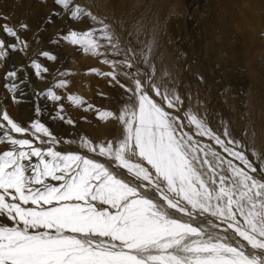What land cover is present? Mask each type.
<instances>
[{"label": "snow or ice", "instance_id": "1", "mask_svg": "<svg viewBox=\"0 0 264 264\" xmlns=\"http://www.w3.org/2000/svg\"><path fill=\"white\" fill-rule=\"evenodd\" d=\"M55 3L73 20L99 25L70 30L63 39L112 68L89 71L111 77L127 94L118 115L97 110L99 119H116L123 132L99 143L80 137L92 156L62 152L55 147L61 139L38 119L25 127L0 109V144L8 145L0 151V264H264V156L226 125L218 132L190 110L183 117L170 111H179L182 100L155 82L150 46L140 54L150 69L144 71L104 20L74 0ZM3 31L17 43L0 39V60L18 45L27 48L12 27L5 24ZM31 67L37 76L48 72L35 60ZM4 79L13 81L4 86L15 92L17 71ZM66 84L60 79L43 95L60 101L54 88ZM67 99L86 103L76 95ZM62 113L61 104L55 118L75 123Z\"/></svg>", "mask_w": 264, "mask_h": 264}, {"label": "rangeland", "instance_id": "2", "mask_svg": "<svg viewBox=\"0 0 264 264\" xmlns=\"http://www.w3.org/2000/svg\"><path fill=\"white\" fill-rule=\"evenodd\" d=\"M21 1L23 0H18L17 3ZM106 1L110 2V0ZM122 3L120 8H124L123 16L125 15L124 18H127V26L122 30L123 39L126 38V40L122 42V37L116 34L120 47L125 50L131 48L136 53L137 60H140L138 66L144 71H150L148 66L139 57V54H141L139 50L144 49L145 43L148 42L147 37H149V34L142 28L148 22L153 21V18L161 20V23L172 27V34H160V37L161 35H169L164 46L167 47V44H169L172 48L171 51H175V59L179 63H182V70H185L190 78V84L193 88L203 95V102L206 107L203 111L196 110L193 113L205 119L211 128L218 131L217 126L210 121L211 107L214 108L216 106L223 113L231 136L237 140H242L246 146L264 156V0H122ZM83 4L87 5L88 8L93 7L94 15L104 20V22L107 21L105 23L110 26V31H115V28L118 29V27H115L118 26V22L115 25L109 17L104 18L106 16L101 17L99 15V11L101 10L96 0L83 1ZM47 20L50 19L47 18ZM43 22L41 21L39 25L43 32V39L40 41L41 45H44V41H47L50 37V35L44 36ZM134 25L135 28H132ZM94 26L99 27V25ZM54 31L55 34L51 32V37L53 38L52 42H54V52L57 51L59 57L48 63L46 66L48 72L37 76L35 69L31 67L33 60L39 62L38 60L44 61V58L32 57L28 59L27 57H22L23 51L21 50H9L7 58L0 61L3 63L0 72V89L1 86L4 87L6 84V80L4 79L5 74L11 70L17 71L15 82L19 84L17 89H21L22 95L16 97L19 94L17 93L13 96L15 97V107H18L21 101H25L26 97L29 98L30 96L26 107L33 115H36L35 120L38 119L45 124L53 133L52 127L55 126L53 122L57 124L60 121V119L55 118L58 112L57 108L62 104V114L66 119L74 120L80 124L79 129H83L86 133H89L90 129H93L103 134L104 132H102L98 123L105 120L98 118L97 110H110L118 114L123 104L128 101V96L115 81H111V77H104L98 75L96 72L89 71L90 69H97L99 72H110V70L105 69L104 66L106 64L101 63L103 57L84 54L79 46L72 45L63 39V36L67 33L59 32V29L57 31L55 29ZM1 37L5 41L6 46L7 44H13L8 43L9 36L4 31L1 32ZM213 39L215 44H223L229 52L233 51L230 53L233 57V64L230 69L228 65L224 69L219 64L208 65L210 69L208 74L211 77L207 79V76L203 70L201 72V69L206 70V64L210 63L208 61L211 55L210 53L206 54V49L210 46L209 40L212 43ZM188 50L190 53L187 52ZM16 52L18 54L21 52V55H18L20 58L13 57ZM155 54L157 55L156 52L153 55ZM107 58L110 60L123 59V55L118 57L109 55ZM73 60L75 61L74 66L79 69L77 73L81 74L79 82L82 83L80 87L82 94L72 93L69 87L73 84V80L69 81L66 78L63 79L68 82L65 87L54 88V91L62 99L60 101H52L47 98V100L43 93L62 79L60 77L62 66L68 65L69 70V63ZM203 61H205L204 64ZM195 65L199 66L196 67ZM109 69L112 68L109 66ZM22 71L23 80L20 75ZM120 71H123V69H120ZM49 75L51 76L48 80L46 79L44 86L42 82ZM119 79L122 83L132 86L131 80H127L123 76H120ZM21 81L23 84H21ZM221 81L223 82L222 86L219 85ZM10 82L12 83L13 81ZM35 85H39L42 91H38ZM226 89L230 91L232 102L226 98V94L229 92ZM1 91L6 97H11L8 92L6 94L5 90L1 89ZM178 92L181 93L179 90ZM40 94H42L43 99L38 96ZM69 95L79 96L86 103L82 106L73 105L67 99ZM156 99L159 100L158 97ZM32 100L35 106L33 109L29 107V102ZM53 104H55V107L52 106ZM88 104L93 105V109H87ZM51 108L53 109L51 110ZM37 109L40 110L39 113H37ZM170 111L180 116V111L177 113V110L175 111L174 109ZM29 115L31 117L30 113ZM92 121L99 122L92 123L90 127L89 125ZM116 121V119L112 118L110 124L105 125L107 130H112L109 140H115L114 138L118 136L117 133L121 128V125ZM185 130L189 132L193 131L191 128ZM202 139L206 140V138ZM206 142L211 143V141L207 140ZM7 147V144H0L1 151L6 150ZM65 147L68 146H58L56 148ZM214 147H217L218 151L220 150L218 146L214 145ZM249 156L252 158L251 153H249Z\"/></svg>", "mask_w": 264, "mask_h": 264}, {"label": "bare ground", "instance_id": "3", "mask_svg": "<svg viewBox=\"0 0 264 264\" xmlns=\"http://www.w3.org/2000/svg\"><path fill=\"white\" fill-rule=\"evenodd\" d=\"M17 1L18 0H0V38L2 39L1 32L3 31V25L7 24L9 27H12L17 32V35L19 36L20 40L27 43V48L23 49L22 57L24 56V57H27L28 59H31L32 57L44 58V61L38 60L39 61L38 63H40L43 67H46L51 60H49L48 58H46L44 56H41L40 55L41 52H44V51L49 52L51 55L55 56L56 59L59 57L58 52L57 51L54 52V42H52L53 38L51 37V32L55 34L54 30L56 29V31H57V29H59V32L68 33L70 30L85 31V30L89 29L90 27H94L93 22H91L90 19H88V18H83L82 20H73L70 17L69 13L65 12L61 6H59L55 3V0H23V1L18 2V3H17ZM83 1L89 2V0H74L75 4H79L81 7L85 8L87 11H90L92 14H94L93 9H92L93 7L90 6L91 8H88L87 5L83 4ZM96 1L98 2V6L100 7L99 9L101 10V11H99V15L101 17H104V16H106L104 18L109 17V19H111V21H113L112 23H115V25L117 24L116 22H118V26H115V27H118V29L115 28V31L114 30L111 31L114 34L115 38L120 36V37H122V42L124 40H126V38L123 39V36H122V32H123L122 30H124L123 28H126V26H127L126 25V22H127L126 19L127 18H124L125 15L123 16L124 8H120L122 0H116V1L110 0V2L106 1V0H96ZM47 18L50 20H47ZM158 18H159V16H158ZM150 19H152V18H150ZM41 21H44L43 22L44 23V26H43L44 27V30H43L44 36L50 35L49 39L47 41H44V45H41L42 43L40 42L41 39H43L42 38L43 32L41 31L42 28L39 27ZM105 22H107V21H105ZM21 24L27 25V28L22 29L20 27ZM132 28H135V25ZM142 29L146 33L149 34V37H147L148 42L145 43L146 45H145L144 49H142V50H143V52H147L148 47H146V46H150V48H151V52L149 54V65L154 66V77L153 78H154L155 82L166 84L168 86V88L175 89L176 93L181 97L182 104H180L178 106L179 111L181 113L179 111H176L177 109H174L176 111V113L179 112V115L181 117H183V113L185 111H188V110H190L191 112H194L196 110L203 111L204 108H206L205 104L203 102L204 101L203 95H201L190 84V78L186 74L185 70H182V67H181L182 63H179L175 59L176 58V56H175L176 53H174L175 51L174 52L171 51L172 48L169 44H167L168 45L167 47L164 46V43L168 39L169 35H165V36L161 35V37H160V34H172V31H171L172 27H170L169 25H166L164 23H161V20H157V19L153 18V21L148 22L145 25V27ZM116 34L118 36H116ZM209 41H210V43L209 42L208 43L210 44V46L207 47L206 54L210 53V55H211L210 60L208 61L210 63L206 64V67H205L206 70L201 69V72H202V70L204 71L205 75L207 76L206 77L207 79H209L211 77L208 74V71L210 70L208 68V65L219 64V65H221V67L223 69L225 68V66L228 65V67L230 69L231 65L233 64V57L230 54L233 51L229 52V50L227 48H225L223 46V44H220V43L215 44L214 39L212 40V43H211V40H209ZM8 43L15 44V43H17V41L14 37L9 36L8 37ZM142 44H144V43H142ZM7 45H9V44H7ZM20 47L22 48L23 45L22 44L18 45L17 51H20L19 50ZM181 47H182V45H181ZM185 47H187V46H185ZM142 50H139V51L142 52ZM136 51H138V50L136 49ZM155 52L157 53V55L156 54L153 55ZM187 52L190 53L189 50ZM19 53L20 54H18V52H16V54L13 55V57H19L18 55H21V52H19ZM29 54H31V55H29ZM195 54H197V53H195ZM139 57L141 58L140 54H139ZM182 58H183V56H182ZM196 58L198 59V57H196ZM141 60H142V58H141ZM186 60H187V58H186ZM204 63H205V61H203V64ZM2 65H3V63L0 62V72L2 70L1 69ZM74 65H75L74 60L69 63V70H68V65H63L61 73H66V74L63 76L60 75V77L62 79L68 78L69 81L73 80V84L71 85V87H69L70 91L72 93H75V94L78 93V95H81L82 93L80 91L81 90L80 87H81L82 83L79 82V78L81 77V74H79V72L77 73V71L79 69L76 68ZM149 65H147L148 68H149ZM198 66H196V67H198ZM50 67H52V66H50ZM104 67H105V69L112 71V69H109L108 65H105ZM123 71H124V69H123ZM199 72H200V70H199ZM165 73L167 75H165ZM20 75L22 76L21 79L23 80V71L20 72ZM50 76L51 75L46 76L44 79V82H42L40 80L44 84V86H45L46 79L48 80V78ZM6 83L10 84L11 82L6 81ZM216 83H217V81H216ZM222 83L223 82L221 81L219 85L222 86ZM21 84H23L22 81H21ZM35 86H36V89L38 91H42V89L39 85H35ZM1 89L5 90L6 94L8 92L11 97L10 98L6 97V95H4V93L1 91ZM1 89H0V109L6 110L9 114V116L14 121H17L19 124H21L22 126H25V127L29 126L30 122L34 121L36 118V115H33L28 110V108L26 107V105H28L27 100L30 98V96H29V98L26 97L25 101H21V99H20L21 104L19 103L18 107H15L13 96H15L17 93H19V94H17L16 97H19L20 95H22L21 89H17L15 92H10L7 88H5V86L4 87L1 86ZM178 90L181 91V93L178 92ZM226 90L229 91L228 89H226ZM225 94H226V92H225ZM38 96H40L43 99L42 94H40ZM21 98H22V96H21ZM204 98H206V97H204ZM226 98H227V100L229 99L232 102V97L230 95V91L226 94ZM46 99H47V97H46ZM52 106L55 107V104H53ZM29 107L31 109H33L35 107L33 100L31 102H29ZM215 108H216V106L214 108L211 107L210 121H211V123H214L217 126L219 132H222L224 126L226 125L228 127V125H227V122L224 118L223 113L218 108H216V109ZM52 109L53 108H51V110ZM57 109L59 111V108H57ZM29 113L31 114V117H30V115L28 116ZM111 121H112V118H108V119H105L104 122L92 121L90 123L89 126L91 127L92 123L99 122L98 124L100 125L102 132H104L103 134L101 132H96L93 129H90V132L86 133L83 131V129H79L80 124L76 123L75 121H74L75 123L73 124V126L68 125L67 123L63 122L62 120H60L57 123L58 125L55 122H53L55 124V126L52 127L53 133L57 138L61 139V141H62L60 144L56 145V147L68 146L65 148H57V150H61L62 152H64V151L80 152L82 154H87L89 156H92L93 154L87 153L86 149H83L80 147L79 138L83 136V137H86L89 140L93 141L94 143H99V142L109 140V138H111L112 130H107L105 128V125H109ZM119 125H121V124L119 123ZM62 126H63V128H62ZM228 130H229V128H228ZM122 132H123V127L121 125V128L117 133L118 136L114 139L115 140L119 139L122 136ZM15 135L19 136V134H15ZM28 138L31 139V137H28ZM262 140H260V141H262ZM63 141H76V143H65ZM98 159H100L101 162H106L103 157H98ZM3 222L9 223V221H7V220H4Z\"/></svg>", "mask_w": 264, "mask_h": 264}]
</instances>
